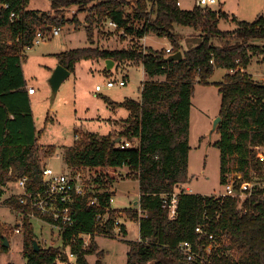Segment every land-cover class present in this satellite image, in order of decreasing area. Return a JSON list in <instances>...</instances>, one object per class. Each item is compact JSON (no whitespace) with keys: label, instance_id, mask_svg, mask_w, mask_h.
<instances>
[{"label":"trees","instance_id":"16d2710c","mask_svg":"<svg viewBox=\"0 0 264 264\" xmlns=\"http://www.w3.org/2000/svg\"><path fill=\"white\" fill-rule=\"evenodd\" d=\"M50 2L52 11L43 12L30 9L29 0H0V199L8 181L26 177L33 188L42 180L44 166L22 66L25 49L33 46L38 30L49 32L67 23L77 25V17H66L76 9L88 13L85 20L90 40L94 25L114 21L129 35L143 38L153 32L166 37L172 49H112L90 44L57 54L59 63L71 73L79 61L111 58L117 65L142 63L146 79L140 100L126 98L111 103L130 111L118 136L76 133L79 138L66 147L68 166L101 175L95 181L106 190L99 194L100 205H90L93 192L76 197L73 224L60 230L62 247L36 250L37 235L29 216L32 210L22 205L17 195L4 201L23 213L18 226L24 233L23 254L28 264H92L88 254L97 255L94 264H106L104 251L98 248L95 238L113 234L119 212L138 221L140 227V239L128 241L127 264H264V188L254 187L247 199L239 202L230 196L196 194L184 187L190 179V116L195 85L208 83L217 68L226 70L219 84L222 121L216 130L219 139L214 143L221 154L222 183L228 181L226 173L233 159L243 171V177L235 183L237 191L242 182L252 181L251 171L264 170L258 158L264 146V81L246 71L253 55L264 53V12L254 21H247L238 20L223 8L195 5L184 9L179 0ZM221 21H232L236 28L222 29ZM181 27L194 32L186 35ZM177 51H182L183 59H167ZM119 137L121 141L137 142L121 148ZM47 152L54 154L55 148ZM124 166L131 167L138 178L140 196L138 206L121 211L107 205L115 193L112 185L117 181V172ZM175 190H179L178 212L171 217L169 209L163 207V194ZM105 213L107 219L102 225L97 215ZM198 226L205 233L226 235L228 245L214 249L203 259L210 241L196 230ZM121 229L126 232L123 225ZM81 234L91 235L89 246L84 247ZM4 236L0 225V254L7 250ZM184 241L193 244L195 259L188 260L181 250ZM67 248L75 254L74 263L64 251Z\"/></svg>","mask_w":264,"mask_h":264},{"label":"rangeland","instance_id":"374dc122","mask_svg":"<svg viewBox=\"0 0 264 264\" xmlns=\"http://www.w3.org/2000/svg\"><path fill=\"white\" fill-rule=\"evenodd\" d=\"M182 1L184 9H192L195 5H200L197 0ZM213 5L217 10L224 8L225 11H229L228 13L235 14L238 20L254 21L264 12V0H218ZM28 7L43 12L52 11L50 0H29ZM87 15V12L72 9L66 17L72 19L77 17L79 21L77 25L67 23L61 27L59 35L48 34L41 43L29 50L26 48L22 63L28 84L36 90V94L30 96V99L38 133L41 163L43 166H51L58 172L73 170L66 163L64 153L66 147L74 143L76 133L118 136L123 121L128 118L130 111L124 106H114L111 103L112 101L119 103L126 98L140 100L146 74L142 63H121L108 72L99 64L103 60H82L78 63L77 70L63 81L59 90L54 91L49 80L59 64L57 54L90 44L112 49L151 47L161 50L171 46L170 40L166 37L149 32L143 38H139L125 33L124 29L111 26L109 21L94 25L95 32L90 40L87 32L88 23L85 20ZM220 28L232 30L236 28V23L221 21ZM181 29H185L182 31L186 35L194 32L192 28L181 27ZM246 71L253 78L264 81V53L254 54ZM224 72L225 69L217 68L208 83L197 82L195 85L189 154L190 179L184 187L187 191L196 194L220 196L225 191V185L221 180V154L214 144L219 139V135L215 133L212 139L209 136L221 108L219 84L223 80ZM124 75H127V83L124 86L106 85L108 80L119 81ZM97 85H101L100 91L96 90ZM131 142L133 144L134 139ZM50 147L55 148L54 154L47 152ZM84 172L87 177L92 175V178L97 174L87 170ZM131 172L133 170L129 166H124L117 172V181L112 185L116 190L113 194L112 208L125 211L138 206L139 202L136 204V201H139L140 196L139 180ZM251 173L253 189L256 186L259 188L264 182V180L260 181L264 179V170L260 173L254 171ZM99 176L101 175L98 174ZM226 177L231 183H237V180L243 177V171L239 170L236 159L230 162ZM17 184V181H8L3 186L4 194L0 199V225L4 227L5 236L10 242L7 250L0 254V264H28L23 254V230L17 231L23 215L4 203L11 195L22 193V189ZM242 195L234 198L243 202L249 194ZM123 222L126 226L122 224ZM32 223L40 247H62V237L58 228L35 218H32ZM120 225L127 228V231L123 232L124 229L122 230ZM112 233V235H97L95 238L98 248L104 251L103 261L106 264H127L128 241L140 239L139 222L127 217L124 212H119ZM88 241L90 244L91 240ZM64 251L69 255L68 248ZM228 253L233 257L237 256L232 250H228ZM69 258L72 263L75 262V258L70 255ZM87 258L94 264L97 255L88 254Z\"/></svg>","mask_w":264,"mask_h":264},{"label":"built area","instance_id":"2783aa9c","mask_svg":"<svg viewBox=\"0 0 264 264\" xmlns=\"http://www.w3.org/2000/svg\"><path fill=\"white\" fill-rule=\"evenodd\" d=\"M217 1L218 0H199V3L202 6L210 7L217 3ZM178 4L180 5V2H178ZM13 15L14 13L12 16ZM109 24L115 28L118 27L117 23L114 21H109ZM60 30V27L52 28L49 32L38 30L35 38L33 39V46L44 41L48 34H52V36L59 35ZM32 47H27V50ZM171 49L172 48H167L166 50L167 52H170ZM126 83L127 78L120 79L119 81L110 79L107 81L106 85L108 87H114L116 85L124 86ZM101 89V85L96 86L97 91H100ZM35 91L34 87H28L29 94H33ZM77 138H79L78 135H76V139ZM118 144L121 148L131 147L133 145L130 140L119 141ZM258 158L264 163V149H262V147L259 149ZM89 176L91 178L87 177L85 172L81 169L58 172L51 166L46 165L42 168V180L35 187L30 188L28 186L26 177L17 181V186L22 189V193L17 196L19 197V201L22 205L32 210L29 213L31 219L35 218L45 221L46 223L61 230L64 226L73 224L74 202L77 196H86L93 192V195L90 197V205H100L99 194L103 193L106 189L100 188L102 187L101 183L95 181V177H98V174H96L94 178H92V175ZM252 184V182L244 181L240 184L239 191H237L235 183H231L228 180L225 185V191L220 195L230 197H242V194L250 195L253 189ZM260 187L264 188V182L260 185ZM178 194L179 190L163 194V207L169 209L171 217H175L178 212ZM113 202L114 197L111 196L107 207L111 206ZM18 212L23 215L22 212ZM97 219L102 225H105L107 213L98 214ZM116 225H118V223ZM196 230L202 235H206L210 241V243L206 246V255L203 257L205 260L214 249L228 245L226 235L217 236L213 232L205 233L203 227L201 226H198ZM17 231L20 232L21 228H17ZM80 236L84 238V247H87L89 245L88 239L91 240V235L81 234ZM180 248L187 256L188 260H193L197 257V251L194 249L191 242H182L180 244ZM69 255L70 257L75 258L74 253L69 252Z\"/></svg>","mask_w":264,"mask_h":264},{"label":"water","instance_id":"95a60500","mask_svg":"<svg viewBox=\"0 0 264 264\" xmlns=\"http://www.w3.org/2000/svg\"><path fill=\"white\" fill-rule=\"evenodd\" d=\"M52 29V28H51ZM168 60L170 61H176V60H181L183 59V53L182 51H177L175 53H171L168 57H167ZM105 64H106V68L108 70H110L114 64H115V60L109 58V59H106L105 60ZM71 75V71L67 68H65L62 64H58L57 67L55 68V70L53 71L51 77H50V84L53 88L54 91H58L61 84L63 83V81L65 79H67V77H69ZM222 121V117L219 115L213 122V125H212V129L210 131V139H212L213 135L216 133V130L218 129L220 123ZM121 141V138H117V142ZM139 201H136V204L138 203ZM4 245L6 247H9L10 246V242L8 240V238L6 236H4ZM34 245H35V249L36 250H39L40 249V246L37 242V240L34 241Z\"/></svg>","mask_w":264,"mask_h":264},{"label":"crops","instance_id":"0c3cea01","mask_svg":"<svg viewBox=\"0 0 264 264\" xmlns=\"http://www.w3.org/2000/svg\"><path fill=\"white\" fill-rule=\"evenodd\" d=\"M198 2H199V0H197ZM179 2L181 3V6L183 5V1L182 0H179ZM213 9H216L215 7H214V5H212L211 6ZM224 9V8H223ZM217 10V9H216ZM229 12V11H228ZM231 14H233V13H231ZM233 15H235V14H233ZM85 19V18H84ZM82 22H85L84 20L82 21ZM84 25H86V22L84 23ZM185 30V29H184ZM146 46V45H145ZM167 48H172V46H170V47H167ZM166 48V49H167ZM58 60V59H57ZM80 62V61H79ZM79 62H77V64H76V68H75V70H77V68H78V63ZM58 63H59V61H58ZM99 64H101V65H103L104 66V68L106 69V71H108V72H111L116 66H117V64H116V61H115V64H114V66L110 69V70H108L107 68H106V64H105V60H103L102 61V63H100L99 62ZM226 71V70H225ZM226 72H224V74H225ZM72 74V73H71ZM123 78H127V75H124L123 76ZM256 78V77H255ZM261 78V77H260ZM256 79H259V78H256ZM28 83V82H27ZM28 87H31V85H29L28 84ZM27 87V88H28ZM34 94H36V91H35V93H33V94H29L30 96H32V95H34ZM193 108V107H192ZM192 108H191V116H190V138H191V122H192ZM113 189H114V187H113ZM114 191H116V190H114ZM140 195V194H139ZM134 202H135V200H134ZM40 222H41V220H39ZM123 225H125L126 226V224H124V222L122 223ZM125 231H127V228L125 229Z\"/></svg>","mask_w":264,"mask_h":264}]
</instances>
